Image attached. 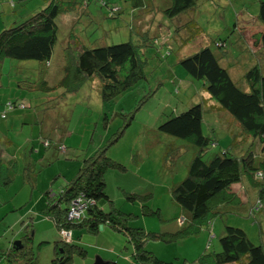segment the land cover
<instances>
[{"label": "rangeland", "instance_id": "374dc122", "mask_svg": "<svg viewBox=\"0 0 264 264\" xmlns=\"http://www.w3.org/2000/svg\"><path fill=\"white\" fill-rule=\"evenodd\" d=\"M13 1L19 12H31L42 7L46 0ZM144 1L146 5L163 0ZM257 1L198 0L191 17L200 26L202 34L193 38L183 53H192L218 37V40H225L230 58L240 52L241 59L246 44L256 48L253 34L257 31L254 16ZM111 6L119 7V13L111 16ZM134 7L137 9L138 5H132V0H77L72 10L63 11L56 17V39L47 61L3 59L0 75V174L2 179L9 180L4 184L1 179L0 193L15 195L14 199L24 198L26 193L24 189L22 193L20 187L27 183L29 190V184L33 183L31 200H35L45 180L56 187L64 180L59 171L73 173L82 156L91 154L120 130L116 140L105 150L107 156L126 168L124 171L108 169L104 173L105 190L113 204L138 211L140 201L126 199L125 193L148 194L144 205L154 210L158 208L159 215L144 216L140 211L131 223L143 225L145 229H142L152 232H173L182 223L185 225V221H177L182 213L170 190L185 176L186 164L195 147L158 130V125L193 103L202 104L201 131L214 142L206 149V157L227 148L231 137L240 130L227 113L228 120H225L221 112L216 114L205 107L204 101L210 103V99L212 104L215 101L201 87L200 81L191 78L177 62V36L168 37L167 34H175L173 25L162 22L163 26L154 35L147 28L143 37L150 35L151 39L153 36V41L151 44L147 42L142 53V77L122 89L112 101H101L95 79H84L82 83L73 80L76 89L73 81V84L59 83L65 79L67 71H70L69 75L73 74L79 47L127 40L138 42L141 34L134 31L136 25L131 21V16L136 14ZM242 11L249 13H243L247 18L241 16ZM4 13L12 16L11 8ZM233 23L237 31L232 27ZM239 37L241 40L246 38V41H238ZM234 61L230 59L236 64L237 60ZM231 72L235 74L238 70L232 67ZM43 85L49 88L44 90ZM11 101L21 106L11 107L8 105ZM49 130L53 135L48 133ZM48 136L53 144L61 143L65 151L52 149L51 144L46 148L45 138ZM247 140L245 138L242 143ZM53 152L57 160L49 164L50 172L39 171L42 159L51 161ZM30 159L38 160V164L32 163L31 167L28 165ZM24 172H29L31 182L24 179ZM250 189L239 186L236 191L239 203L222 205L208 228H203L205 251L217 248V239L222 233L219 232L220 226L223 230L224 225L242 229L251 243L261 244L264 249V206L254 209L258 202ZM3 200L0 201V213ZM98 205L108 207L104 201H99ZM198 236L192 235L188 240L196 241L200 238ZM33 238L34 242L38 239L37 236ZM179 246L184 247L185 243Z\"/></svg>", "mask_w": 264, "mask_h": 264}, {"label": "trees", "instance_id": "16d2710c", "mask_svg": "<svg viewBox=\"0 0 264 264\" xmlns=\"http://www.w3.org/2000/svg\"><path fill=\"white\" fill-rule=\"evenodd\" d=\"M0 1L4 6L6 5L3 10L1 9L4 6L0 5L2 27L0 75L4 58L47 61L56 39L57 15L72 10L77 2V0H46L42 7L34 11L19 12L13 0ZM16 1L20 3L26 0ZM168 1V6L162 12L165 19L174 22V17L185 18L181 32L176 31V28L173 29L175 32L173 36H177L175 38L177 62L191 78L200 81L201 87L215 101L214 104L210 99V103L204 101L208 111L211 110L216 114L221 112L225 120H228L226 116L229 115L228 117L239 125L240 133L231 137L227 148L217 150L206 157V149L214 142L201 131L202 104L193 103L158 125V130L192 144L195 150L186 164L185 176L174 183L170 190L173 201L182 213L177 221H180L179 223L185 221V225L183 226L182 223L173 232H152L131 223V220L139 216L140 211L144 216L159 215L158 208L154 210L144 205L148 194L125 193L126 199L140 201L141 208L135 211L113 204L105 190L104 173L108 169L120 171L126 169L122 163L107 156L105 151L120 134L118 130L91 154L79 159L74 175L65 184L55 190L45 191V196L48 198L45 214L53 221L57 230L67 229L72 237L68 243L57 242L53 246V258L49 264H69L73 256H84L85 250L76 242L83 234L96 235L103 226L122 234L125 242L123 247L125 251H129L136 264H169L171 262L155 257L148 250L149 241L167 244L184 236L196 235L203 228H208L211 219L220 213L218 208L229 203H239L236 192L239 186L251 187L252 193L256 195V202L264 206V0L257 1L254 13L258 25L256 33L253 34L256 48L252 49L246 44L240 65L229 61L225 40H218V37L212 38L210 43L200 46L192 53H183L187 44L202 34L200 26L191 17L198 0ZM142 3L144 4L145 1ZM8 7L11 8L12 16L4 13ZM14 9L16 10L13 11ZM119 11L120 8L115 7L111 16ZM146 12L148 10L145 6L138 8L131 21L144 17ZM143 25L148 24L143 23L142 27L134 29L137 34H141L137 43L127 40L112 44L92 43L89 46L79 47L73 74L69 75L70 71L66 70L65 79L59 83H72L73 80L82 83L84 79L92 81L95 79L101 101H112L122 89L142 77L144 64L142 53L148 46L147 42L150 41L151 44L153 41V36L151 39L150 35L143 37L147 30ZM235 26L233 23L232 27L237 31ZM238 41H246V38L242 40L240 38ZM140 46L143 48L140 49ZM247 50L251 53L247 55L246 60L244 58ZM232 67L238 72L233 74ZM74 84L76 89L77 84L75 82ZM18 86L21 87L22 84ZM43 87L44 90L49 88L46 85ZM8 105L15 108L21 106L15 101L8 102ZM245 138L248 140L242 143ZM53 143L51 136L45 138L46 148L51 144L52 149L65 151L61 143ZM49 163L50 161L46 160L43 165ZM24 178L28 182L32 181L28 174H24ZM76 197L92 203L87 205L80 218L68 220L66 212L71 200ZM99 201L108 203V207L102 210L98 205ZM74 230L77 232L76 236L73 234ZM221 234L217 239V249L211 251L203 249L193 262L264 264L262 245L251 243L242 229L224 225ZM16 240L17 243L13 245ZM16 240L0 251V264H36V249L41 244L33 242L32 224L23 225ZM193 262L183 259L179 264Z\"/></svg>", "mask_w": 264, "mask_h": 264}, {"label": "crops", "instance_id": "0c3cea01", "mask_svg": "<svg viewBox=\"0 0 264 264\" xmlns=\"http://www.w3.org/2000/svg\"><path fill=\"white\" fill-rule=\"evenodd\" d=\"M144 0H132V5L136 6L138 5L137 9L140 7L145 6L148 12H146L144 17H139V19L135 18L133 19L132 23H135L136 27H142L143 23H147L148 25H143V28L150 27L148 30H152L154 35V32H158L157 29L162 25V22H166V25L169 26L173 25V29L176 28V31L181 32L182 23L185 21V18H175L174 22L171 21V23L167 22L169 19H165L164 15L162 14L163 9H165L169 1L163 0L161 2L154 1L153 3L149 2L146 5L142 3ZM4 6V3L0 1V5ZM5 6L1 9L3 10ZM114 10L115 7H112ZM246 14L244 11H242V17L247 18L246 15H249V13ZM155 14H157L155 18ZM135 15V14H134ZM132 15L131 17H133ZM193 15V13H192ZM151 26L153 28H151ZM258 26V25H257ZM0 27H1V21H0ZM245 27V26H244ZM168 37L171 35H174L173 33H167ZM163 36V34H160ZM167 37V38H168ZM167 40V39H166ZM165 40V41H166ZM164 41V40H163ZM162 41V42H163ZM247 49V48H246ZM251 52L247 50L246 56L244 59L247 60V55H249ZM236 57V59H235ZM235 57L229 58L232 61H236L237 65H240L241 62L240 52L235 54ZM238 57V59H237ZM243 57V55H242ZM234 61V62H235ZM235 64V65H236ZM51 130L48 131L50 133ZM53 135V132L50 133ZM54 148V147H53ZM55 149V148H54ZM31 155V154H30ZM29 155V156H30ZM51 156H55L54 152L51 154ZM67 156V154H66ZM48 160V159H47ZM57 159L53 157V159L50 161L49 164L55 162ZM45 159H42V166L40 167L39 171L42 170V172H46L48 174L51 170V167L49 164L43 165V162ZM32 163L38 164V160L30 159L28 165H31ZM78 167V162H76V168L73 173H67L66 171H59V174H62L64 176V180L59 183L56 187L53 185H50L48 183H45L40 188V191L38 192V195L36 196L35 200H31V186L33 187V183L30 185V189H27V183L24 184V186L20 187V191L23 193H26V196L24 198H15V195H11L9 193H0V201L4 199V196L6 198L3 200L2 204L4 207L2 208V211L0 213V251L3 248H6L13 240L18 239L20 231H22L23 225L30 223L33 227V236H37V240L33 242L35 244L40 243L41 245L37 247L36 253H37V260L36 264H49L51 259L53 258V246L58 242H60V238L57 232V228L55 227L53 221L45 214V206L46 201L48 198L45 196V191L47 189L55 190L59 187H61L62 184H65L68 179L74 175L76 169ZM46 170H45V169ZM24 174H29V172H24ZM1 174H0V183H1ZM5 179V178H4ZM2 179V180H4ZM26 181L27 179L24 178ZM9 179L6 178L4 180V184L7 183ZM99 207L102 210H105L106 206L99 205ZM134 210L133 208H131ZM134 224V223H133ZM136 225V224H134ZM136 226H139L141 228L145 227L143 225L137 224ZM164 231V230H163ZM162 231V232H163ZM166 232L172 231V230H165ZM222 227L220 226L219 232H222ZM74 236H76L77 232L74 230L73 232ZM208 234V233H207ZM200 237L198 240H188L190 236H184L181 237L171 243L167 244H160L161 242L153 241L152 243H147L148 250L157 258L166 261L171 262L169 264H179V262L183 259L192 261L194 258H196L204 249L205 246V235L203 230L197 233ZM222 235V234H221ZM194 236V235H193ZM74 238V237H73ZM79 246H81L85 250L84 256H73L72 260L69 264H94L95 260L99 258L101 261H105L107 263H115V264H136L129 253V251H125L124 249V239L122 234H120L117 231L112 230L111 228L107 226H103L101 229H99L98 233L96 235H88L83 234L81 235L80 239L76 242ZM181 243H185V248L180 247L179 245ZM217 249V248H216ZM192 264H198L197 262H193ZM226 264H234V263H226Z\"/></svg>", "mask_w": 264, "mask_h": 264}, {"label": "built area", "instance_id": "2783aa9c", "mask_svg": "<svg viewBox=\"0 0 264 264\" xmlns=\"http://www.w3.org/2000/svg\"><path fill=\"white\" fill-rule=\"evenodd\" d=\"M91 203L92 202L88 203V201L82 199L81 197H76L72 199L70 202V206L68 207V210L66 212V218L68 220H77L83 214L87 205ZM259 206V204L256 205V208H258ZM57 232L61 242L68 243L72 240L71 233L69 230L64 228H58Z\"/></svg>", "mask_w": 264, "mask_h": 264}, {"label": "water", "instance_id": "95a60500", "mask_svg": "<svg viewBox=\"0 0 264 264\" xmlns=\"http://www.w3.org/2000/svg\"><path fill=\"white\" fill-rule=\"evenodd\" d=\"M17 241H18V240L14 241V242H13V245L16 244ZM94 264H115V263H107V262H105V261H101L99 258H97V259L95 260V263H94Z\"/></svg>", "mask_w": 264, "mask_h": 264}, {"label": "clouds", "instance_id": "9594fccd", "mask_svg": "<svg viewBox=\"0 0 264 264\" xmlns=\"http://www.w3.org/2000/svg\"><path fill=\"white\" fill-rule=\"evenodd\" d=\"M260 205V204H259ZM261 206V205H260ZM256 208V207H255ZM256 209H258V208H256ZM61 242V241H60ZM61 243H63V242H61Z\"/></svg>", "mask_w": 264, "mask_h": 264}]
</instances>
